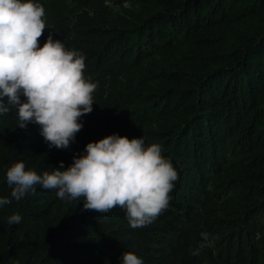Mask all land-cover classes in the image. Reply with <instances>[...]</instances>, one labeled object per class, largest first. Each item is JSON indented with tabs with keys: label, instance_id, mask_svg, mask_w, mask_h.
I'll list each match as a JSON object with an SVG mask.
<instances>
[{
	"label": "trees",
	"instance_id": "obj_1",
	"mask_svg": "<svg viewBox=\"0 0 264 264\" xmlns=\"http://www.w3.org/2000/svg\"><path fill=\"white\" fill-rule=\"evenodd\" d=\"M98 84L68 149L0 114V197L17 162L66 169L113 134L162 146L179 173L168 209L133 229L119 207L83 210L37 185L0 207V264H264V0H33ZM24 100V97H21ZM18 214V224L8 218ZM212 244L192 255L201 233Z\"/></svg>",
	"mask_w": 264,
	"mask_h": 264
},
{
	"label": "clouds",
	"instance_id": "obj_2",
	"mask_svg": "<svg viewBox=\"0 0 264 264\" xmlns=\"http://www.w3.org/2000/svg\"><path fill=\"white\" fill-rule=\"evenodd\" d=\"M44 17V7L33 0H0V114L15 108L19 129L38 125L49 149L65 150L83 128L81 118L93 111L98 84L86 78L81 52L67 50L51 34L40 47ZM84 151L66 169L61 162L42 175L15 163L6 172L10 197H0V207L19 202L39 185L55 190L61 200L83 198V210L105 214L119 207L133 229L152 224L168 209L179 173L160 144L145 147L144 137L113 134L88 143ZM20 220L15 214L8 224ZM201 238L192 255L211 246L210 234ZM121 264L144 262L126 251Z\"/></svg>",
	"mask_w": 264,
	"mask_h": 264
}]
</instances>
